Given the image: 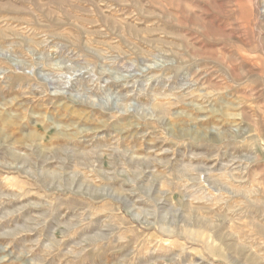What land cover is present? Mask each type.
I'll list each match as a JSON object with an SVG mask.
<instances>
[{
    "label": "rangeland",
    "instance_id": "obj_1",
    "mask_svg": "<svg viewBox=\"0 0 264 264\" xmlns=\"http://www.w3.org/2000/svg\"><path fill=\"white\" fill-rule=\"evenodd\" d=\"M0 264H264V0H0Z\"/></svg>",
    "mask_w": 264,
    "mask_h": 264
}]
</instances>
